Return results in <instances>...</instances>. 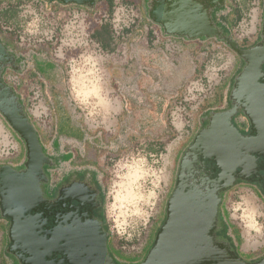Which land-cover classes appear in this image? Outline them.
I'll return each mask as SVG.
<instances>
[{"label": "rangeland", "instance_id": "1", "mask_svg": "<svg viewBox=\"0 0 264 264\" xmlns=\"http://www.w3.org/2000/svg\"><path fill=\"white\" fill-rule=\"evenodd\" d=\"M229 4L223 10L233 18L227 37L244 48L264 39V0ZM139 18L137 0H0V39L9 46L1 77L51 156L43 164L46 187L85 174L100 191V220L119 264L140 263L152 247L201 118L231 105L242 66L241 56L216 35L203 38L193 53L173 41L152 44L153 33L152 39L132 35ZM101 25L110 35L104 34L107 48L95 34ZM66 116L79 132H58ZM26 161L24 139L0 112V168L22 170ZM217 214L218 240L246 261L264 256L259 185L239 181L226 189ZM7 227L0 212V264H15Z\"/></svg>", "mask_w": 264, "mask_h": 264}, {"label": "water", "instance_id": "2", "mask_svg": "<svg viewBox=\"0 0 264 264\" xmlns=\"http://www.w3.org/2000/svg\"><path fill=\"white\" fill-rule=\"evenodd\" d=\"M169 1V10L159 2L149 13L165 31L190 27L201 35L220 37L201 5L192 0ZM262 31L264 34V17ZM220 38L245 62L232 87L231 107L216 113L209 126L195 136L188 149L189 158H183L176 185L167 201L166 219L152 247L138 264H264V256L256 261H245L231 249L228 241L217 239L220 192L230 187L236 178L262 179L264 190V176L256 172L258 160L264 161V72L261 69L264 39L241 48L229 37ZM7 56L0 42V112L24 139L27 149L24 169L16 170L9 165L0 168V212L12 221L10 240L27 254L26 264H115L106 247L102 221L93 213L91 216L83 213L82 219L71 213L41 236L32 232L37 230V218L30 211L42 199L39 181L46 176L43 164L48 157L16 95L2 81L1 71ZM238 112L248 119L247 132H240L232 124L231 119ZM195 154L201 161L206 158L213 163L212 177L206 172L202 174V168L196 166ZM89 192L83 183L74 182L63 195L82 206L88 196L92 197ZM54 255L59 257L53 258Z\"/></svg>", "mask_w": 264, "mask_h": 264}, {"label": "crops", "instance_id": "3", "mask_svg": "<svg viewBox=\"0 0 264 264\" xmlns=\"http://www.w3.org/2000/svg\"><path fill=\"white\" fill-rule=\"evenodd\" d=\"M192 1L195 4L201 5L202 9L204 8V10L206 12V16L209 19V22L217 28V31H218L220 37L230 36L228 32H229L230 22L233 20V18H231L232 13L230 11H228V13H225V14L223 13L224 8H228V6L230 5L229 4V0H192ZM137 2H138V9L140 11V18L137 21V28L134 31L132 30L131 33H130L132 35H137L138 34V35H143L142 37L145 38V39L146 38L147 39H152L153 37L151 36V33H153V34L156 35V39H154V42H152V44L155 43V42H158V44H160V47L162 48L165 45L166 46L168 45L169 42H167V41H170V43H171V41L177 42L178 45L180 46V48L182 49V51L184 50L186 53L195 52V48L201 47L202 39L210 37V36L201 35V34L197 33V31H195L193 28H190V27H189V29L188 28H183V29L175 28L171 32L170 31H165L164 28L162 27V25L156 23L153 20V18L150 16V14H149L152 6H155V4H157L159 2H163L164 3V7L167 10H169L170 9L169 5H171V1H169V0H137ZM148 7L150 8V10H148ZM218 11L220 13H218ZM198 16L202 17V15H200L199 13H198ZM141 27H143V28H141ZM216 36H218V35H216ZM0 42L4 45L5 48L9 47V46L5 45V43L2 42L1 39H0ZM239 47L244 48L242 46H239ZM246 48H248V47H246ZM44 64L46 65L47 63H44ZM244 65H245V62L242 59V66L237 71V73L235 74L234 82H235V79H236L237 75L243 69ZM51 80H53V78H51ZM51 80H49V81H51ZM234 82H233V84H234ZM218 101L221 104L223 100H221V98L219 97ZM230 107H231V105H229V107L227 109H229ZM59 108L60 107L57 106V109H59ZM227 109L210 110L207 114L203 115L202 118H201V127L199 128L197 133H199L201 130H203V129H205V128H207L209 126L211 118L216 113H221V112H223V111H225ZM238 118H240V120ZM242 119H245V121L247 122V127L246 128H248L249 127L248 119L242 112H238L235 115H233L231 121H232V124L240 132L243 133V132H247V131L245 130L246 128H244V125H243L244 123H243ZM57 128H58V132H61L64 135L67 134L68 131H71V130L72 131H76V132L78 131L76 125L74 124L73 119H71L70 116H66V120H62L61 122L58 120V127ZM74 137L78 138V137L75 136V134H74ZM53 145H54L55 148L57 147V144H55L54 141H53ZM41 147H42V151L44 152L42 144H41ZM59 149L63 150V153H65V154H66V152L68 153V150H66V152H65V149H68V147H66L64 144L61 145L59 147ZM47 157L49 159H51V156L50 157L47 156ZM52 158L54 159V161H56V159L54 157H52ZM43 169H44L45 175H47V173H46L47 166H44ZM76 174L79 175L76 178V179L79 180L77 182L83 183L85 186H87V188H90L91 190L94 191V188H92V186L90 184L91 181L88 180V178L85 176V174H83L82 172H78ZM71 178H73V177H71ZM73 179L67 180V182L64 183V184L69 183V181H71ZM239 181L250 182V183L257 184V185L260 186L261 190L264 192L261 183L256 181V180L253 181V180H250V179L236 178L232 185H234L235 183H237ZM94 183H96V182H94ZM230 187H228V188H230ZM225 190L220 192V202H221L222 193ZM95 191L97 192L98 195H100V191L98 190V188ZM219 205H220V203H219ZM218 218L220 220V216ZM104 231L106 232V228H104ZM217 233H218V231H217ZM106 235H107V232H106Z\"/></svg>", "mask_w": 264, "mask_h": 264}, {"label": "flooded vegetation", "instance_id": "4", "mask_svg": "<svg viewBox=\"0 0 264 264\" xmlns=\"http://www.w3.org/2000/svg\"><path fill=\"white\" fill-rule=\"evenodd\" d=\"M262 71L264 72V64L261 67ZM196 156V161L195 164L196 166H199V168H202V174L203 172L208 173L210 177L213 176V170H214V165L210 160H207L206 158L200 160V156L198 154H195ZM264 162L262 159L258 160L256 164V172L259 176H264ZM44 166V165H43ZM46 177L44 179H40L39 181V187L40 191L42 194V199L40 200L39 204L36 206V208L32 211H30V214L35 215L37 218V230L33 231L34 233H38L37 236H41L42 233L46 230H49L52 228L60 219L65 216V215H70L71 213L76 214V216L79 219L83 218V213L86 215H90L93 213L97 217V219H100L102 217L101 212H100V200L98 199V194L94 190H90L89 193H91V196L87 197V200L82 204V206H78L79 204L74 201V200H69L68 197L63 195L64 190L68 187V185L72 183H77L79 181L78 179H73L69 181L67 184L60 185V187L53 189L51 191H48L45 183ZM75 180V181H74ZM74 181V182H73ZM258 182L263 183V180L259 179L257 180ZM79 183V182H78ZM263 186V185H262ZM75 207H78L77 211L74 210ZM92 210V211H91ZM7 220V231H6V240H7V251L8 253L12 256L13 261L15 264H26V259H27V254H23L21 250L18 249V243H12L10 240V229L12 226V221L10 218L6 217ZM104 230V227H102ZM107 235H106V247L109 252V254L112 256L110 253V250L108 249V242H107ZM54 257H59V255H54ZM113 257V256H112ZM114 263L119 264L115 258Z\"/></svg>", "mask_w": 264, "mask_h": 264}, {"label": "trees", "instance_id": "5", "mask_svg": "<svg viewBox=\"0 0 264 264\" xmlns=\"http://www.w3.org/2000/svg\"><path fill=\"white\" fill-rule=\"evenodd\" d=\"M105 30H106V26H105V25H101V28H100V29H97V30L95 31V34H96L97 38L99 39V41L102 42L103 46H104L105 48H107V43H105V42H106V37L104 36V34L106 33ZM105 35L108 36V33L105 34ZM109 37H110V35L108 36V38H109Z\"/></svg>", "mask_w": 264, "mask_h": 264}]
</instances>
